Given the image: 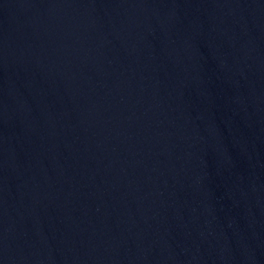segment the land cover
<instances>
[{
	"label": "water",
	"instance_id": "1",
	"mask_svg": "<svg viewBox=\"0 0 264 264\" xmlns=\"http://www.w3.org/2000/svg\"><path fill=\"white\" fill-rule=\"evenodd\" d=\"M0 264H264V0H0Z\"/></svg>",
	"mask_w": 264,
	"mask_h": 264
}]
</instances>
